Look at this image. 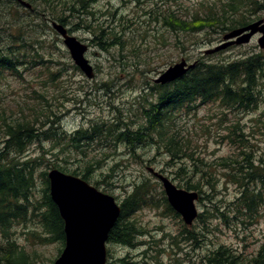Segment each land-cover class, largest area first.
<instances>
[{"label": "rangeland", "instance_id": "obj_1", "mask_svg": "<svg viewBox=\"0 0 264 264\" xmlns=\"http://www.w3.org/2000/svg\"><path fill=\"white\" fill-rule=\"evenodd\" d=\"M83 1L88 8L63 25L70 35L89 47L86 57L94 67L93 79H88L74 64L63 39L52 27L51 22H57V18L53 21L54 16L50 12L46 14L48 17L39 18L37 15L40 14V7L36 8V3H31L32 8L27 10L24 6L18 7L15 1L0 0V32L6 39L4 46L14 40L16 29L22 27L23 41L38 44V47L32 45L29 48L26 62L32 61L35 51H39L41 57L49 61L35 68L28 64L21 70L20 77H14L8 72L0 77V114L4 115L6 122L22 110L28 117L34 116L35 112L40 113L39 111L40 115H49L54 129L48 136L52 138L32 144L28 152L34 155L43 146L41 154L44 152L48 157L45 158L46 162L56 160V155L68 157L73 164H80L83 160L91 163L100 161L90 174L91 183L96 184L97 186H93L103 193L113 196L119 203L133 192L138 182L146 181L153 189V194L160 202L155 207H143L130 217L148 234L139 238L141 244L136 248H123L116 243H108L107 264H122L123 258H128L131 263L192 264L201 255L216 250L219 245H227L246 254L257 253L264 244V202L259 210L258 222L240 235L237 231L241 228H233L228 223L212 218L207 220L211 223L210 228L206 230L207 237L201 238V242L194 244L179 238L173 240L186 225L182 219L169 213L162 203L161 193L165 194V190L156 176L162 175L178 187L181 183L178 166H172L165 151L157 149L155 142L132 148L124 142L107 141L106 137L93 138V132L89 133L88 129L91 125L112 124L115 113L119 115L118 109L129 127L138 129L142 122L139 116L141 105L144 101L154 99L153 89L157 92L155 80L169 68L183 61L188 65L197 62L225 63L244 59L254 53H264L258 42L261 35L253 37L248 44L229 46L219 53H213L229 33L225 30L228 26L224 24L225 20L232 22L237 18L225 7L226 0ZM252 1L257 2V5L243 10L246 15H251L250 24L264 21V0ZM37 3L40 4L41 1L38 0ZM12 4L13 12L10 7ZM14 9H17L19 16ZM225 9L228 13L219 23L203 22L211 12L222 16ZM171 13L186 20L202 21L191 22L187 31L179 30L171 26V22H174L168 19ZM157 16L160 17L159 20ZM24 18L28 19L29 25H22L21 19ZM165 18L169 22L165 23ZM177 24L174 22V25ZM42 26L46 27L45 31ZM109 34L117 36L124 43L123 48L112 46L107 51L99 48V42L111 43ZM104 35L107 40L101 41L99 38ZM40 39L45 40L42 46L38 42ZM133 46L136 47V52ZM50 69L54 77L50 76ZM258 87L261 89V100L250 111L222 117L217 105H203L198 107L196 114L191 112L192 115L185 117L181 125L187 131L184 137L185 140L188 139L195 157H201L211 165L210 170L214 171L220 181L215 188L216 192H209L208 195H214L216 204L222 201L226 210L235 201L240 190L237 186L228 184L224 176L227 170L215 168L217 166L214 161L239 154L240 150L226 138L229 121L236 120L244 127V131L249 130L248 138L253 146V155L258 159L264 158V82H259ZM40 95L46 101L37 100L36 96ZM3 127L4 121L0 118L1 143L4 140ZM106 128L107 126L104 127ZM79 129L86 133L83 137H92L82 140L81 151L68 146L71 136ZM188 162L190 166L193 165L191 161ZM184 165L191 173L192 167ZM190 173L183 175L187 177ZM41 184L42 182L38 183ZM197 206L200 213H206L212 207L208 198L203 201L199 198ZM199 226L202 227L203 224L199 223ZM29 228L18 227L14 235L18 243L28 250L30 259L26 264H54L60 249L64 250L65 247L59 243L35 242L27 234ZM1 245L6 244L0 243Z\"/></svg>", "mask_w": 264, "mask_h": 264}, {"label": "trees", "instance_id": "obj_2", "mask_svg": "<svg viewBox=\"0 0 264 264\" xmlns=\"http://www.w3.org/2000/svg\"><path fill=\"white\" fill-rule=\"evenodd\" d=\"M10 1H15L18 7H23L19 0H8ZM28 1L30 2L28 4L36 3V8L40 7V14L37 15L39 18L48 17L46 14L50 12L54 16L53 21L57 18V22L61 24H66L67 20L80 16L82 11L88 8L83 0H39L40 4L37 3L38 0ZM226 1L225 7L231 15L237 18L232 19V22L225 20L227 22L224 24L228 25L225 30L232 32L250 25L251 15H246L243 10L251 5H257V2L252 0ZM10 7L13 12L14 4ZM17 9L14 10L17 11ZM17 13L19 16L18 11ZM227 13L226 9L222 16L211 12L205 20L203 19V22L209 21L211 24H217L226 17ZM91 14L94 15L93 12ZM239 16L241 19H238ZM159 18L157 16L158 20ZM169 18L178 23L174 25V22H171L172 27L184 31L189 29L188 25L191 22L202 21L186 20L177 17L174 13L169 14ZM168 19L165 18L163 21L167 23ZM21 20L22 25H29L27 18ZM42 28L45 31L46 27L42 26ZM22 36L23 29L18 27L13 37L14 40L10 41L11 44L9 43L8 46H4L6 39L0 32V77L4 76L5 72L14 77H20L21 70L28 64L34 65L32 68H35L49 62L41 57L39 51L33 52L32 61L26 62L29 58L27 55L29 48L32 45L38 47V44L23 41ZM105 37L106 35L99 39L107 40ZM109 38L110 44L99 42L98 47L106 51L112 46L123 48L124 43L117 39V36L109 34ZM38 42L42 46L45 40L40 39ZM133 49L136 52L135 46ZM193 65V68L174 83L156 85L157 92L153 89L154 99L152 101L143 98L148 101H144L141 105L139 116L142 122L138 129L129 127L130 125L123 120L121 111L118 109L119 115L115 113L112 124L106 125V129H104L106 126L97 124V126L91 125L88 131L93 132V138L106 137L107 141L124 142L132 148L141 146V144L148 146L149 143L155 142L157 149L165 151L167 159L172 161V166L177 165L179 168L181 183L178 188L197 192L201 201L208 198L212 205L206 213L199 214L191 226L192 229L183 226L179 234L173 237V240L179 238L197 244L201 242V238L207 237L206 230L211 224L207 222L209 219L215 218L224 224L228 223L233 228H241L237 231L238 235L258 222L259 210L264 202V158L258 159L253 155V146L250 145L248 138L249 130L244 131V127L238 120L229 121L226 138L240 152L238 155L234 154L233 157H222L214 161V165L217 166L215 168L227 170L224 176L228 184H233L240 190L235 201L226 210L222 201L216 204L215 199L213 200L214 195H208L209 192H216L215 188L220 181L214 171L210 170L211 165L205 163L201 157H195V152L190 147L188 139L185 140L184 136L187 131H184L181 126L182 122L191 112L196 114L198 107L203 105H217L222 117L254 109L261 100V89L258 83L264 82V53H254L232 62H197ZM50 76L54 77L51 69ZM36 99L46 101L42 95L36 96ZM40 113L35 112L34 116L28 117L22 110L9 122H6L4 115L0 114L1 120L4 121V140L0 142V243L6 244L0 246V264H26L30 259L28 250L21 246L14 237L18 227H30L27 234L37 243H59L63 248L65 247L64 221L50 195L48 170L58 169L65 174L81 177L91 185H96L91 183L90 174L100 161L94 164L83 160L80 164H73L68 157L64 158L54 154L56 160L46 162L45 158L48 159V157L44 152L41 154L43 146L34 155L28 152L32 144L52 138L48 135L54 129L53 122L49 119V115H40ZM85 134L83 129L77 130L71 136L68 146L81 151L82 140L92 138L83 137L86 136ZM62 150L64 151L65 148ZM188 161H191L193 165L190 166ZM184 164L192 167L191 173ZM189 173V176H184ZM39 182L42 184L38 185ZM133 189V192L121 203V217L109 238V243H116L123 248H136L141 244L139 238L148 234L138 226L137 222L130 220V217L141 208L155 207L160 202L146 181L136 183ZM161 196V201L167 207V211L181 219L170 207L163 192ZM199 223L203 226H199ZM62 251L63 249H60L59 256ZM121 262L122 264H143L128 262V258H123ZM192 264H264V244L257 253L252 255L236 251L227 245H219L216 250L201 255Z\"/></svg>", "mask_w": 264, "mask_h": 264}, {"label": "water", "instance_id": "obj_3", "mask_svg": "<svg viewBox=\"0 0 264 264\" xmlns=\"http://www.w3.org/2000/svg\"><path fill=\"white\" fill-rule=\"evenodd\" d=\"M20 4L32 8L24 0ZM77 68L88 78L95 76L94 67L86 57L88 46L68 34L63 25L53 23ZM260 34L259 47L264 50V21L236 29L224 37V44L213 52L229 46L248 44ZM194 65L185 61L169 68L155 84L166 85L183 77ZM163 183L169 205L187 226H192L199 216L197 192L178 188L164 176H156ZM50 195L64 221L65 248L54 264H107V243L111 231L121 217V206L116 199L98 190L83 179L65 174L57 169L48 173Z\"/></svg>", "mask_w": 264, "mask_h": 264}, {"label": "bare ground", "instance_id": "obj_4", "mask_svg": "<svg viewBox=\"0 0 264 264\" xmlns=\"http://www.w3.org/2000/svg\"><path fill=\"white\" fill-rule=\"evenodd\" d=\"M52 24L53 23H58V22H51ZM58 24H61V23H58ZM61 25H63V24H61ZM64 26V25H63ZM52 27H53V25H52ZM64 28L68 31V34H70L69 33V30L64 26ZM54 29V28H53ZM55 30V29H54ZM56 31V30H55ZM57 32V31H56ZM60 36V35H59ZM225 42H223V44H224ZM223 44H221L220 46H222ZM219 46V47H220ZM89 48V47H88ZM218 48V47H217ZM220 51H222V50H220ZM220 51H218V53L220 52ZM213 53H215V52H213ZM177 81V80H176ZM175 82V81H174ZM174 82H171V83H174ZM171 83H169V84H171ZM161 85V84H160ZM166 85H168V84H166Z\"/></svg>", "mask_w": 264, "mask_h": 264}]
</instances>
